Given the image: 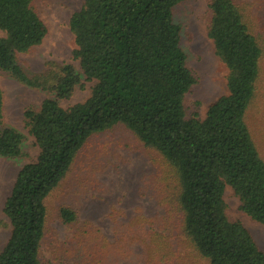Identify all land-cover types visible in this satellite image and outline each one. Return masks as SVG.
I'll list each match as a JSON object with an SVG mask.
<instances>
[{
	"label": "trees",
	"instance_id": "trees-1",
	"mask_svg": "<svg viewBox=\"0 0 264 264\" xmlns=\"http://www.w3.org/2000/svg\"><path fill=\"white\" fill-rule=\"evenodd\" d=\"M183 1L85 0L69 21L81 73L67 64L32 75L19 54L40 45L48 27L35 0H0V69L54 94L24 112L39 154L20 168L5 201L11 233L0 264H44L46 198L89 138L118 124L157 151L171 169L182 232L201 257L209 264H264V251L240 220L229 217L225 200L229 187L241 210L264 225V158L246 119L257 93L264 34L259 38L251 30L237 0L210 1L207 34L228 68V92L201 117L199 102L192 109L186 104L197 78L173 17ZM82 76L92 83L90 95L63 107L59 101L72 96ZM3 117L0 87V123ZM22 141L16 129L4 128L0 156H20ZM59 215L64 223L76 219L69 207H61ZM81 258L79 264H94Z\"/></svg>",
	"mask_w": 264,
	"mask_h": 264
},
{
	"label": "rangeland",
	"instance_id": "rangeland-1",
	"mask_svg": "<svg viewBox=\"0 0 264 264\" xmlns=\"http://www.w3.org/2000/svg\"><path fill=\"white\" fill-rule=\"evenodd\" d=\"M84 1L35 0V8L48 33L40 45L19 54V62L28 73H53L67 64L74 65L81 73L79 61L73 55L77 45L69 21ZM210 1L185 0L173 9L174 21L181 25V46L187 54V65L197 78L186 95V104L192 109L199 102L201 117H205L215 100L228 92V68L207 34ZM237 1L251 30L262 38L264 0ZM0 35H4L1 30ZM91 86L82 76L72 96L61 99L60 104L68 107L84 101ZM0 87L4 95L0 132L11 127L23 135L20 156H0L1 251L11 233V223L3 211L5 201L20 168L35 161L39 154L24 112L28 108L38 109L44 99L53 98L54 94L24 84L1 69ZM246 119L264 158V58L257 93ZM170 172L163 157L122 124L92 135L68 174L46 198L43 263L79 264L83 255L94 264H209L182 232ZM225 200L229 217L240 220L264 251V225L241 210L239 199L229 187ZM61 207L73 209L75 221L64 223L59 215Z\"/></svg>",
	"mask_w": 264,
	"mask_h": 264
},
{
	"label": "bare ground",
	"instance_id": "bare-ground-1",
	"mask_svg": "<svg viewBox=\"0 0 264 264\" xmlns=\"http://www.w3.org/2000/svg\"><path fill=\"white\" fill-rule=\"evenodd\" d=\"M216 69V68H215ZM219 70V69H218ZM214 70H212V72H213ZM218 72V71H217ZM217 74V73H216ZM209 76V75H208ZM212 76V75H211Z\"/></svg>",
	"mask_w": 264,
	"mask_h": 264
}]
</instances>
